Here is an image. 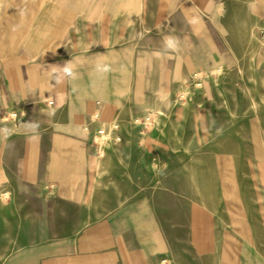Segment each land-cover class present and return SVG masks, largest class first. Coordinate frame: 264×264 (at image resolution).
Segmentation results:
<instances>
[{
    "label": "crops",
    "instance_id": "0c3cea01",
    "mask_svg": "<svg viewBox=\"0 0 264 264\" xmlns=\"http://www.w3.org/2000/svg\"><path fill=\"white\" fill-rule=\"evenodd\" d=\"M145 15L151 34L122 73L104 79L102 60L93 79L72 46L82 27L0 11V111L15 115H0V264H167L186 238L212 257L222 215L264 264V120L248 113L264 110V0H150ZM219 63L224 87L209 92L255 95V108L231 124L209 104L191 121L173 109L133 134L159 96ZM94 114L127 119L102 156ZM221 239L232 255V232Z\"/></svg>",
    "mask_w": 264,
    "mask_h": 264
},
{
    "label": "rangeland",
    "instance_id": "374dc122",
    "mask_svg": "<svg viewBox=\"0 0 264 264\" xmlns=\"http://www.w3.org/2000/svg\"><path fill=\"white\" fill-rule=\"evenodd\" d=\"M150 0H0V11L9 19L17 15L19 19H27L40 27L41 31L48 30L55 24L71 22L74 31L77 32V38L73 40V49L82 52L88 66V76L95 79L97 75L96 66L103 60L104 79L111 73H122L114 69L117 63L121 66V57L124 61L127 58L132 59L135 53V47H143L146 36L150 35L148 30L150 17L145 15ZM13 14V15H12ZM34 17L35 19H32ZM58 20V21H57ZM82 25V26H81ZM85 30V31H83ZM154 35V33H152ZM75 45V46H74ZM115 57V58H114ZM223 64L219 63L213 70L203 71V75H191L184 78L180 90L175 96L161 95L158 97L155 112L147 115L138 122H132L135 127L133 133L142 141L143 136L148 130L152 129V122L157 123L161 119H172L171 112L176 109H183L186 113L185 119L191 121L197 109H204L205 104L214 106L216 114L224 115L227 113L226 124L236 122L240 116V108L256 107L255 95H236L225 96L216 92H209L210 87L215 89L224 87ZM106 82V81H105ZM200 83V87L197 84ZM230 87L238 88L237 81H232ZM219 93V94H218ZM264 109V97H263ZM246 113L245 111L243 112ZM250 114H259L263 116L264 110L260 113L250 111ZM166 116V117H165ZM127 120L126 117H120L114 121L120 124V121ZM111 121V120H110ZM146 123L148 130L144 129ZM225 122V121H224ZM132 124V125H133ZM223 123V127H224ZM119 129V128H118ZM122 129V128H121ZM131 132V131H130ZM116 134V133H115ZM119 137L118 135H116ZM111 135L105 137L104 147L111 145ZM7 198V197H5ZM223 210V209H221ZM226 210V209H225ZM227 211V210H226ZM262 211L261 208L259 210ZM254 212V210H252ZM234 216L233 213L231 217ZM255 216L251 215L248 220L254 227L255 233L257 225L254 222ZM221 222L218 224L220 230L219 238L216 240L219 247L215 256L197 255V244L194 241L185 239L182 241L183 256H178V260L173 256L169 257L167 264H256L257 256L255 251H250L251 246L247 241L241 240L239 234L234 232L236 225L231 224L230 218L223 215L218 218ZM230 223V224H229ZM229 230L235 237L229 241L232 255H223L225 240L221 239L223 231ZM262 240H254V248L261 247ZM197 245V246H196ZM241 248L245 255L241 256ZM204 250L200 249V252ZM250 251V252H249ZM250 253V255H249ZM253 253V254H252ZM248 254V255H247Z\"/></svg>",
    "mask_w": 264,
    "mask_h": 264
},
{
    "label": "built area",
    "instance_id": "2783aa9c",
    "mask_svg": "<svg viewBox=\"0 0 264 264\" xmlns=\"http://www.w3.org/2000/svg\"><path fill=\"white\" fill-rule=\"evenodd\" d=\"M260 36L261 39L264 41V27L260 31ZM197 75H202L201 73L196 74ZM198 87H200V83L197 84ZM52 102L50 101L49 104ZM0 115L2 119L8 120V119H15V115L13 114H3L0 111ZM141 120H137L138 123H140ZM144 129L148 130L149 128L147 127L146 123L144 122ZM90 126L93 129V141H94V146L97 149V152L100 156L103 154V148H104V142L106 141L105 137L111 135V140L115 143L120 142V137L116 136V132L118 131L119 124L116 122H112L110 124H105L102 121H100L99 115L94 114L91 117L90 120Z\"/></svg>",
    "mask_w": 264,
    "mask_h": 264
}]
</instances>
